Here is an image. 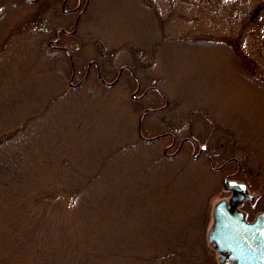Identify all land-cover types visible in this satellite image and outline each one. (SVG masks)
I'll return each mask as SVG.
<instances>
[{
    "label": "rangeland",
    "instance_id": "rangeland-1",
    "mask_svg": "<svg viewBox=\"0 0 264 264\" xmlns=\"http://www.w3.org/2000/svg\"><path fill=\"white\" fill-rule=\"evenodd\" d=\"M210 1L90 0L67 41L75 69L94 59L110 76L129 65L166 98L142 136L203 140L213 122L215 146L263 194L258 208L264 0ZM19 5L0 7V264H218L205 235L220 176L202 156L167 158L163 139L138 137V111L163 104L158 93L137 99L130 77L105 88L92 70L69 88L67 60L45 45L68 17L57 3L34 28L33 9Z\"/></svg>",
    "mask_w": 264,
    "mask_h": 264
},
{
    "label": "flooded vegetation",
    "instance_id": "flooded-vegetation-1",
    "mask_svg": "<svg viewBox=\"0 0 264 264\" xmlns=\"http://www.w3.org/2000/svg\"><path fill=\"white\" fill-rule=\"evenodd\" d=\"M0 0V7H1ZM17 5L30 6L33 9L32 13V27H37V20L43 15H49L52 12L55 4L58 3L60 8L59 17H68L62 20L60 23L52 27V38L45 42L46 49L48 51H54L57 54H61L68 62L69 65V76L67 84L69 88L77 89L87 80L91 70L94 73L97 84L109 88L116 85L120 80L128 79L129 77L135 82L134 92H140L137 99L142 98L147 94L149 90H155L158 96L163 100V104L142 107L139 110L137 118V134L141 141L149 142L163 139L164 143L162 146V155L165 157H174L178 154L184 153L190 156L191 159L196 160L203 157L204 161L208 165L209 169L220 176V193L219 199H225L229 196V191L222 188V180L226 178L230 181L242 182L245 184L248 194L252 195L253 198H244L241 202L239 209L244 213V218L247 221L253 220L256 214L264 212V206L255 205L263 199V194L257 191V188L252 185L251 180L245 177L246 171L242 162L234 157L231 153L227 154L226 150L222 147H216L217 140L214 141V124L211 121L207 122V128L210 132L206 135L203 140H200L192 132H188L185 136L175 137L169 130H164L154 133L152 136L144 137L141 135V121L147 115L159 113L161 110L167 107L166 98L155 88H141L140 83L135 77V73L132 67L129 65H120L115 73L112 71V75H103L94 59H88L84 65L81 66L80 70L75 69L74 60L76 59L73 47L68 38L74 36L80 26L79 22L84 16L87 7L89 6L90 0H11ZM17 1V2H16ZM19 1V2H18ZM19 5V6H20ZM207 9L211 10V1L207 0ZM263 9H256L254 14ZM38 18V19H37ZM57 39L54 43L53 40ZM114 73V75H113ZM213 129V131H211ZM212 140V144H208V141ZM259 182V181H258ZM256 208V209H255ZM251 214L252 216H249Z\"/></svg>",
    "mask_w": 264,
    "mask_h": 264
},
{
    "label": "water",
    "instance_id": "water-1",
    "mask_svg": "<svg viewBox=\"0 0 264 264\" xmlns=\"http://www.w3.org/2000/svg\"><path fill=\"white\" fill-rule=\"evenodd\" d=\"M222 188L229 191V196L213 204L205 235L217 263L264 264V212L246 221L239 206L244 198L251 200L253 196L248 194L245 184L224 178Z\"/></svg>",
    "mask_w": 264,
    "mask_h": 264
}]
</instances>
